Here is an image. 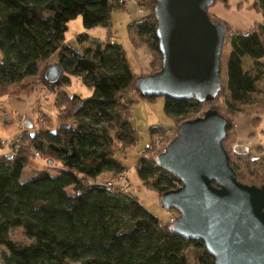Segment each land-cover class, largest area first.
Wrapping results in <instances>:
<instances>
[{"label":"trees","instance_id":"16d2710c","mask_svg":"<svg viewBox=\"0 0 264 264\" xmlns=\"http://www.w3.org/2000/svg\"><path fill=\"white\" fill-rule=\"evenodd\" d=\"M147 1L150 13L130 23L129 33L158 54L162 65L157 0ZM252 6L264 8V0H255ZM116 8L119 0H0V90L41 75L42 64L48 65L53 57L62 71L53 83L42 74L57 94L58 124L31 131L33 123L26 120L13 157L0 153L3 264H215V256L202 240L175 233L169 220L144 209L129 189L95 180L103 172H126L118 156L138 139L131 107L139 99L157 97L142 95L137 89L142 77L133 72L118 40L92 38V45L84 50L66 41L69 21L79 15L86 28L101 25L109 32ZM212 21L225 23L231 32L226 87L207 101L163 96L164 111L182 123L195 119L205 112L207 103L222 97L220 106L209 109L227 120L223 146L230 164L239 181L261 186L264 155L238 148L234 119L243 105L254 100L264 79V22L242 32L226 21ZM76 38L79 42L91 39L87 33ZM246 57L251 61L248 67ZM71 75L80 77L92 94L69 95L65 86ZM162 130L166 128L151 127L152 138ZM229 140L230 147L226 145ZM1 145L0 140V149ZM36 153L50 164H60L58 172L42 167L34 158ZM29 166L38 172L24 179L23 171ZM136 168L144 184L160 197L181 185L155 154L142 155ZM15 228H21L30 241L15 240L11 236Z\"/></svg>","mask_w":264,"mask_h":264},{"label":"water","instance_id":"95a60500","mask_svg":"<svg viewBox=\"0 0 264 264\" xmlns=\"http://www.w3.org/2000/svg\"><path fill=\"white\" fill-rule=\"evenodd\" d=\"M214 0H157V36L162 65L137 81L145 96L214 99L222 88L221 58L227 27L213 22ZM62 71L50 66L56 82ZM227 120L216 109L179 124L177 136L157 162L181 182L164 192L161 204L175 209L172 230L202 240L215 264H264V184L237 179L223 146Z\"/></svg>","mask_w":264,"mask_h":264},{"label":"rangeland","instance_id":"374dc122","mask_svg":"<svg viewBox=\"0 0 264 264\" xmlns=\"http://www.w3.org/2000/svg\"><path fill=\"white\" fill-rule=\"evenodd\" d=\"M254 2L255 0H214L208 7V12L213 15L214 18L212 20L226 21L231 24L233 29L246 32L251 26L264 22V8L252 6ZM149 6L150 4L147 0H119V8H116L111 15V29L109 32L107 28L101 25L86 28L82 16L79 15L69 21L68 29L65 32L66 41L79 50H84L92 45V38L106 39L110 36L123 44L130 64L139 77L154 74L161 68L159 55L152 53L143 40L133 38L131 32L129 33L130 23L150 13ZM80 33H87L91 39L79 42L76 36ZM230 38L231 32L229 30L224 40L221 58L222 88L226 87L227 81L226 60L231 50ZM54 64H56L54 57L48 65L43 63L41 66L42 74H46L48 68ZM42 74L7 87L5 91L0 90L1 154L7 151L14 153L19 141L17 135L25 129L26 120L33 123L30 128L31 131L46 128L47 126L55 127L58 124L59 108L55 105L57 94L51 89L52 86L45 78L42 79ZM263 90L264 82L260 84L258 92L260 96L256 99L257 105L244 108L243 112L247 113L249 108L251 112H248L249 114H245V116L240 115L237 119V125L240 130L254 126L257 137H261L264 140V114L255 113L252 115L261 106L264 108V94L261 95ZM65 91L69 95L78 94L83 97H88L92 94V90L84 85L81 78L77 75H71L70 83L65 86ZM132 95L134 94L132 93ZM222 103L223 98L218 97L212 103H207L204 106V111L220 106ZM263 110L261 109V111ZM257 113H261L260 110ZM203 114L204 112L199 114V116ZM131 123L137 131V142L118 156L126 167V172L122 179L113 172L105 174L99 179V182L108 185L111 181L121 180L129 185V191L139 198L144 209L166 221L170 217H177L178 212L175 209L164 207L160 202V194L155 189L144 184L138 174L136 165L142 155H158L162 153L177 136L181 120L167 115L164 111V97L157 96L154 101L139 99L133 104L131 107ZM153 126H161L166 128V130H162V133L152 138L150 128ZM226 145L230 147L231 140L227 141ZM34 158L40 165L42 164V167L46 166L51 172L56 173L58 168L61 167L58 163H48L40 155L36 154ZM39 164L37 168L40 166ZM36 172L38 171L29 166L23 171V178H28L36 174ZM11 236L21 243L30 241L21 228L13 229ZM4 249L5 247L1 248V250ZM0 264H3L1 257Z\"/></svg>","mask_w":264,"mask_h":264},{"label":"crops","instance_id":"0c3cea01","mask_svg":"<svg viewBox=\"0 0 264 264\" xmlns=\"http://www.w3.org/2000/svg\"><path fill=\"white\" fill-rule=\"evenodd\" d=\"M243 60H244V62L246 64L245 65L246 67H248V66L251 65V61L247 57L244 58ZM131 68H132V66H131ZM132 70H133V68H132ZM133 72L135 74H138L134 70H133ZM263 82H264V79L260 82V84L263 83ZM263 94H264V90L261 92V95H263ZM259 96H260V94L257 93L254 96V100L251 103H248V104L243 105V109L246 108V107L248 108V106L251 107V106L257 105L256 99L259 98ZM261 109H264L263 106H261L259 108V110H260L261 113H257L259 111V110H257L256 112L252 113V115L255 114V113L256 114H264V113H262L263 111H261ZM248 112H251V109L250 108H249V111H247V113L242 111L234 119V129H235L236 134H237L238 148H240V149L249 148L253 152H255L257 155H264V142H263L264 140L261 139V137H259V138L257 137V132L255 131L256 128L253 126V127H249L248 129H242V130H240L239 127H238V125H237V119L240 117V115H244L245 116V114H249ZM253 124H254V122H253ZM108 173H111V172H109V171L103 172L95 180L98 183H100L99 182V179L102 176H104L105 174H108Z\"/></svg>","mask_w":264,"mask_h":264},{"label":"built area","instance_id":"2783aa9c","mask_svg":"<svg viewBox=\"0 0 264 264\" xmlns=\"http://www.w3.org/2000/svg\"><path fill=\"white\" fill-rule=\"evenodd\" d=\"M166 150V149H165ZM164 150V151H165ZM6 153H8V154H10V157H13V153L12 152H10V151H7ZM37 155H39V153H36ZM124 175V173H122V174H118V177L120 178V179H122V176ZM108 185L109 186H120V187H122L123 189H129V185L128 184H125V183H123L121 180H118V181H111V182H109L108 183ZM175 218L176 217H170V219H169V221L171 222V223H173L174 222V220H175Z\"/></svg>","mask_w":264,"mask_h":264}]
</instances>
